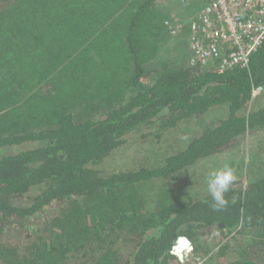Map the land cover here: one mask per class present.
I'll return each mask as SVG.
<instances>
[{"label": "trees", "instance_id": "16d2710c", "mask_svg": "<svg viewBox=\"0 0 264 264\" xmlns=\"http://www.w3.org/2000/svg\"><path fill=\"white\" fill-rule=\"evenodd\" d=\"M157 2L0 0V264H188L179 237L210 264H264V159L219 210L180 180L264 133V44L224 73L185 48L162 60ZM144 139L148 157L105 169ZM234 232L256 236L233 250Z\"/></svg>", "mask_w": 264, "mask_h": 264}, {"label": "built area", "instance_id": "2783aa9c", "mask_svg": "<svg viewBox=\"0 0 264 264\" xmlns=\"http://www.w3.org/2000/svg\"><path fill=\"white\" fill-rule=\"evenodd\" d=\"M198 15L191 20L187 36L192 66L219 73L244 68L264 44V0H210ZM165 25L174 38L179 37L183 25L170 20ZM187 257L204 264L193 246L186 249Z\"/></svg>", "mask_w": 264, "mask_h": 264}, {"label": "rangeland", "instance_id": "374dc122", "mask_svg": "<svg viewBox=\"0 0 264 264\" xmlns=\"http://www.w3.org/2000/svg\"><path fill=\"white\" fill-rule=\"evenodd\" d=\"M179 2L180 0H158L157 3H159L163 9L171 12L170 21H178V23L182 25H186V23H188L190 19H196L199 16L198 14L203 10L205 6L204 0H187L186 3L181 5V2ZM187 18L188 21H183ZM179 38L180 36L177 38L173 37L172 40L169 39L168 42L166 41L167 43L165 42L163 44L161 56H164L165 58H163L162 60L175 59L176 55L181 50H184V48L187 60L190 59V44L188 43V39L187 41L184 40L185 44H183L179 49V46H176L175 44L176 41L180 40ZM256 96L261 95L259 93H256ZM263 96H261V102H263L262 104H264ZM221 115V111H216L215 113L211 114V118H209V120L207 119L204 121H200L198 127L201 128L203 125L206 126V124L212 122L217 117H221ZM149 145L150 144L145 139L142 141L139 140L137 142H131L127 144L125 148L118 152V154L115 155V157L110 162L106 163L105 169L107 171H111L112 169L120 167H129L134 162L138 161V159H145L152 152L151 149H149ZM260 159H264V133H250L248 136L240 138V140L236 143L231 151L203 160L196 166L187 169L182 173L180 180H185V182L190 185L188 190L192 195H200L202 193L207 194L209 193L207 188V180L210 174L227 165L234 171V175L236 177L234 181L239 183V185L242 184L245 186L249 178L248 167L249 169H252L253 165L251 164V162L253 160L255 162H258V160ZM253 236H256V234L253 233L252 235L250 234L249 236L243 237V235H239L234 232L229 236L230 238L226 239V241L232 239L234 250L236 248H242V246H246V243ZM212 241L213 239L210 240V243H212ZM206 258L207 257L203 258L205 259L204 264H210V260H206ZM185 261L184 262L188 264H196L195 261L190 257L185 258Z\"/></svg>", "mask_w": 264, "mask_h": 264}, {"label": "clouds", "instance_id": "9594fccd", "mask_svg": "<svg viewBox=\"0 0 264 264\" xmlns=\"http://www.w3.org/2000/svg\"><path fill=\"white\" fill-rule=\"evenodd\" d=\"M235 179L233 169L227 165L210 174L207 180V188L214 201L212 204L214 210H219L227 206L228 200L225 194L228 193Z\"/></svg>", "mask_w": 264, "mask_h": 264}, {"label": "water", "instance_id": "95a60500", "mask_svg": "<svg viewBox=\"0 0 264 264\" xmlns=\"http://www.w3.org/2000/svg\"><path fill=\"white\" fill-rule=\"evenodd\" d=\"M192 246L191 241L186 237H179L176 245L173 247L172 253L176 255L180 261L186 258V249Z\"/></svg>", "mask_w": 264, "mask_h": 264}, {"label": "crops", "instance_id": "0c3cea01", "mask_svg": "<svg viewBox=\"0 0 264 264\" xmlns=\"http://www.w3.org/2000/svg\"><path fill=\"white\" fill-rule=\"evenodd\" d=\"M210 0H204V2H205V5H206V3H208ZM180 3V2H179ZM180 5H181V3H180ZM184 7V6H183ZM183 21H188V18L185 20H183ZM175 23H177L178 25H182V24H180V23H178V21L177 22H175ZM191 23V19L188 21V23H186V25H189Z\"/></svg>", "mask_w": 264, "mask_h": 264}, {"label": "flooded vegetation", "instance_id": "af4514ba", "mask_svg": "<svg viewBox=\"0 0 264 264\" xmlns=\"http://www.w3.org/2000/svg\"><path fill=\"white\" fill-rule=\"evenodd\" d=\"M182 262H184V261H182Z\"/></svg>", "mask_w": 264, "mask_h": 264}]
</instances>
